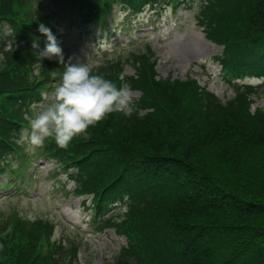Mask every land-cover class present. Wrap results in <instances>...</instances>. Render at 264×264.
<instances>
[{"label":"trees","instance_id":"16d2710c","mask_svg":"<svg viewBox=\"0 0 264 264\" xmlns=\"http://www.w3.org/2000/svg\"><path fill=\"white\" fill-rule=\"evenodd\" d=\"M62 2L73 23L86 7L108 5V0ZM45 17L27 0H0L1 157L19 149L29 104L50 82V71L62 66L47 59L34 73V54L19 44L22 31L38 32ZM205 22L208 36L222 46L216 57L226 72L264 69V0H211ZM6 24L18 34L8 49L1 38ZM134 60L136 76L125 82L141 96L131 115L109 113L66 148L51 139L40 147L57 168H77L72 177L79 191L129 194L131 215L121 223L129 221L137 230L147 261L127 250L111 264H264V108L250 110L253 97L264 96V82L253 90L236 89L222 103L192 78L155 76L150 55ZM120 66L119 60L107 61L93 73L119 86ZM146 107L152 110L141 112ZM24 161L21 157V165ZM50 233L42 220L3 213L0 261L71 264L69 249L58 256L43 250Z\"/></svg>","mask_w":264,"mask_h":264},{"label":"rangeland","instance_id":"374dc122","mask_svg":"<svg viewBox=\"0 0 264 264\" xmlns=\"http://www.w3.org/2000/svg\"><path fill=\"white\" fill-rule=\"evenodd\" d=\"M43 7L51 6L50 0H37ZM196 9L187 7L177 13L168 10L163 15L153 16L152 12L147 11L143 16L136 20L134 30L138 40L127 42L126 34L120 31V26L112 34L109 40L103 36L100 29L93 28L80 36L78 39L77 30L70 32L67 30L62 38L67 59H79L86 63L90 68L98 65L103 60L122 56L131 58L129 53L141 52L145 50L147 43L153 59L156 61V74L160 77H170L171 79H185L186 77L195 78L199 85L215 93L221 101L231 98L234 93V85L224 75L221 74V66L213 56L217 55L221 47L207 39L205 31L196 20ZM124 17L123 12L115 17L114 23H119ZM68 31L70 33H68ZM99 32L102 34V40ZM134 36V35H133ZM77 37V38H76ZM78 41V42H77ZM96 45H101L96 48ZM108 50L105 54L104 50ZM124 60V59H123ZM123 74H133L131 63H125ZM257 79H243L241 82L256 83ZM133 100L138 97V92L129 89ZM51 99V93L43 94L42 102L36 105V111L45 106ZM259 106L264 108V99L258 98L253 104V108ZM27 130V129H26ZM25 130V132H26ZM24 149L32 151L33 147L27 141ZM37 170L33 177L37 181L32 186L25 174L23 187L27 191V196H22L20 203L16 205L13 199H8V194L15 188L0 190V213L9 210H19L22 216L35 218H50L56 225L55 237H73L79 244L78 264H108L116 251L124 243L123 237L115 235L111 229H102L101 232L94 227L89 228L90 213L84 208L82 198H74L71 194L64 196L62 193L63 183L66 177H54L49 175L52 169L51 161L35 157ZM15 165V164H14ZM13 165V167H14ZM1 179V178H0ZM72 189L71 184L67 185ZM6 195V196H5ZM12 196V195H11ZM63 198H67L64 203ZM65 212L62 216L60 212ZM78 223L81 228L90 231L89 233H74L76 230L70 227V223Z\"/></svg>","mask_w":264,"mask_h":264},{"label":"clouds","instance_id":"9594fccd","mask_svg":"<svg viewBox=\"0 0 264 264\" xmlns=\"http://www.w3.org/2000/svg\"><path fill=\"white\" fill-rule=\"evenodd\" d=\"M37 31L44 36V46L39 57L55 59L63 70H51L49 75L57 78L49 102L31 114L26 113L28 129L21 134L33 147L39 148L51 139L58 147L66 148L77 136H87V130L104 119L109 113L129 116L135 110L133 97L127 85L117 86L100 73L71 57L65 59L56 36L43 23ZM32 47L38 48L36 39Z\"/></svg>","mask_w":264,"mask_h":264}]
</instances>
